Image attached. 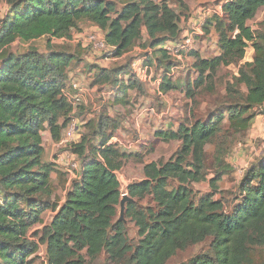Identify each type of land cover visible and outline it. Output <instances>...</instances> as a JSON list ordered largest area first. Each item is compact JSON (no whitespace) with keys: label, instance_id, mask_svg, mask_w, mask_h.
<instances>
[{"label":"trees","instance_id":"1","mask_svg":"<svg viewBox=\"0 0 264 264\" xmlns=\"http://www.w3.org/2000/svg\"><path fill=\"white\" fill-rule=\"evenodd\" d=\"M3 4L8 7L5 16ZM178 5L187 10L181 0ZM221 9L222 15L207 22L214 25L221 53L212 59L191 53L199 76L187 95L195 102L196 89L206 86L212 91L220 69L243 62L250 46L253 62L240 65L207 121L195 119L177 131L155 134L162 142L181 145L168 162L146 164L144 179L127 189L125 216L140 237L132 244L118 215L123 193L117 172L127 156L111 144L121 125L107 117L86 125L95 131L98 146L87 136L72 144V152L82 160L80 177L65 203L50 208L55 213L50 225L31 234L41 221L40 210L26 211L22 205L50 188L54 171L42 161V133L48 129L59 142L71 122L74 106L64 90L76 58L57 52L42 55L36 49L16 54L12 46L67 39L80 22H89L104 32L112 48L107 55L120 58L143 39L145 30L149 47L161 54V92L167 94L174 89L169 76L176 61L162 46L180 41L182 18L167 0H0V264H31L39 245L46 246L47 264H86L84 253L91 261L105 253L113 264H168L179 252L208 241L209 250L188 264H256L254 251L264 248V155L246 171L239 187L241 201L228 214L217 199L223 174L216 172L209 180L206 149L215 147L212 166L225 167L234 140L264 115V19L257 31L249 26L264 9V0H227ZM122 71H104L95 84L116 85L115 102L125 106L129 91L142 89V83L133 70L126 75L136 79L124 84L119 80ZM204 182L212 191L198 195L193 186ZM146 200L155 207L141 206Z\"/></svg>","mask_w":264,"mask_h":264},{"label":"rangeland","instance_id":"2","mask_svg":"<svg viewBox=\"0 0 264 264\" xmlns=\"http://www.w3.org/2000/svg\"><path fill=\"white\" fill-rule=\"evenodd\" d=\"M116 2V0H113ZM163 0H156L160 3ZM185 7L178 5V0H167L182 18L181 34L182 41L187 34L192 36L193 45L192 54L197 53L202 59H212L220 55L218 47V35L215 32L214 25L207 22L218 12L222 15L221 6L227 0H181ZM2 11L4 16L8 12V7L3 4ZM205 27L200 32L193 31V25L189 19L195 21L197 14L209 15ZM191 17V18H190ZM264 19V9L260 10L257 17L249 22V26L257 31ZM209 31V34L206 33ZM94 33L105 35L102 30L89 22H80L78 27L71 33L67 39L42 38L41 40L28 44L16 42L12 46V52L16 54H25L30 49H36L42 55H48L50 52L66 53L74 56L76 59L68 69V80L66 82V94L69 93L73 103L74 110L70 116L68 127L75 126L77 129L74 141L65 140L66 129L62 131L61 140L56 142L52 139L48 129L43 131L44 155L42 158L44 165H51L53 173L50 179V188L48 192L40 193L30 198L27 204L22 208L30 211L39 208L40 223L32 228L31 234L41 233L44 226L50 225L55 213L50 209L52 206H62L67 194L72 191L75 183L80 177L82 169V160L72 152V144L79 143L83 136H87L92 141V146H98L99 141L95 137L92 129L86 127L88 122L107 117L110 121H115L121 125V128L113 133L111 144L115 145L117 150L127 156L123 162V168L117 172V177L121 184L123 196H126L128 187L133 183L141 182L144 179L143 168L146 164L152 162H168L179 150L181 143L172 141L165 143L158 140L155 134L159 131H177L182 124H193L195 119L207 121L209 112L217 103H222L226 94L228 84L233 82V78L239 74L240 65L253 62L254 49L250 46L246 51V57L243 62L229 67H223L217 73L213 90L209 91L205 86L202 89H196L195 102L187 95L189 85L193 89L199 73L195 67L197 58L191 54H185L183 61L177 63L178 68L172 74L170 73V82L174 89L169 93L161 92V84L165 67L160 64L161 54H154V50L149 47L150 40L144 30L143 39L126 55L116 58L113 55L94 53L89 47H86L85 40ZM102 37V35H100ZM152 52V53H151ZM111 53V51L109 52ZM108 53V54H109ZM151 61V70L149 71L148 81L142 78V89H132L129 91L127 104H117L115 102L119 95L116 85H97L95 84L97 76L104 71H122L119 80L128 84L132 78L126 75V72L133 74L134 67L136 73L147 62ZM138 71V72H137ZM142 74V73H141ZM208 87H210L208 85ZM193 91V90H192ZM213 111V110H212ZM227 124V123H226ZM227 126V125H226ZM227 128V127H226ZM111 131L108 133L110 134ZM234 140L229 154L226 158V166L216 169L212 166L214 163L215 147L208 146V160L210 168L209 180L214 178L216 172L223 174L219 183L221 195L217 199L223 201L226 205V212L233 213L234 208L241 201L239 187L243 181L246 171L251 164L257 162L264 155V115H259L252 129L243 137H237ZM77 164V169L72 166ZM215 167V168H214ZM37 170V169H36ZM194 189L198 195L210 193L212 189L208 182L195 184ZM4 197L0 193V201ZM237 203V204H236ZM143 207H155L151 200H146L140 204ZM120 216V208L119 214ZM128 236L132 244H137L140 240L138 228L128 218H126ZM33 242L38 243V238H31ZM211 241L198 246H193L186 251L179 252L168 264H188L197 256L209 250ZM86 264H113L107 254H101L97 259L91 261L84 253ZM31 264H47L46 246L39 245V251L30 258ZM254 260L256 264L264 263V248L254 251Z\"/></svg>","mask_w":264,"mask_h":264},{"label":"built area","instance_id":"3","mask_svg":"<svg viewBox=\"0 0 264 264\" xmlns=\"http://www.w3.org/2000/svg\"><path fill=\"white\" fill-rule=\"evenodd\" d=\"M209 13L210 14L208 16L205 14L199 13L196 15L197 19L195 21L193 20V18L191 19L190 23L193 25V31L195 33L200 32V29L205 26L207 19L212 14V12L209 11ZM217 14H220V13L218 12ZM100 35H102V37ZM83 44H85L86 47H89L90 50L94 53L104 52V54L107 55L112 50V48L109 47L108 44L106 43L105 35L101 33H94L93 35L89 36ZM192 45H193L192 36L187 34L183 41L181 39L180 41H177V42H167L166 44L162 46V48L166 50L172 56V58L176 61V66L173 67L172 72L178 68L177 63L180 61H183L182 58L185 54L189 53L190 55L192 53L190 49ZM150 67L151 66H143L139 70L140 73L138 74L135 72L136 68L134 67L133 69L134 73L136 74V76L141 82H142V78H144V81H148V75H149L148 73L151 70ZM64 93H65V96L70 100V102H72L70 99L69 93L66 94L65 90H64ZM76 132H77V129L75 128L74 125L71 127L69 126L65 133V140L74 141ZM72 167L74 169H77L78 166L77 164H74Z\"/></svg>","mask_w":264,"mask_h":264},{"label":"water","instance_id":"4","mask_svg":"<svg viewBox=\"0 0 264 264\" xmlns=\"http://www.w3.org/2000/svg\"><path fill=\"white\" fill-rule=\"evenodd\" d=\"M129 197L123 196V199L120 204V218L119 220L123 223H126L125 215H126V203L129 201Z\"/></svg>","mask_w":264,"mask_h":264},{"label":"crops","instance_id":"5","mask_svg":"<svg viewBox=\"0 0 264 264\" xmlns=\"http://www.w3.org/2000/svg\"><path fill=\"white\" fill-rule=\"evenodd\" d=\"M191 18V17H190ZM190 20V22H191V19H189ZM219 56V55H218Z\"/></svg>","mask_w":264,"mask_h":264}]
</instances>
